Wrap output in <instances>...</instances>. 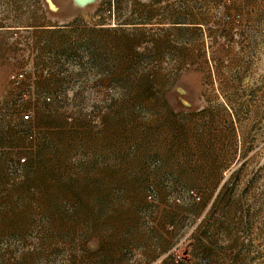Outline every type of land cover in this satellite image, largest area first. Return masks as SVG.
<instances>
[{
	"label": "rangeland",
	"instance_id": "374dc122",
	"mask_svg": "<svg viewBox=\"0 0 264 264\" xmlns=\"http://www.w3.org/2000/svg\"><path fill=\"white\" fill-rule=\"evenodd\" d=\"M0 264H264V0H0Z\"/></svg>",
	"mask_w": 264,
	"mask_h": 264
},
{
	"label": "built area",
	"instance_id": "2783aa9c",
	"mask_svg": "<svg viewBox=\"0 0 264 264\" xmlns=\"http://www.w3.org/2000/svg\"><path fill=\"white\" fill-rule=\"evenodd\" d=\"M24 76H25V74L22 71H16L10 75V80L14 84H19L24 79ZM42 99L44 101H47V102H49L51 100V98L48 96H42ZM21 116L24 120H27V121L30 120V118H31L30 110L29 109L25 110L24 112L21 113ZM19 160H20V162L24 163L26 161V157H19ZM179 260H181V256L179 254H176L175 255V261L178 262Z\"/></svg>",
	"mask_w": 264,
	"mask_h": 264
}]
</instances>
